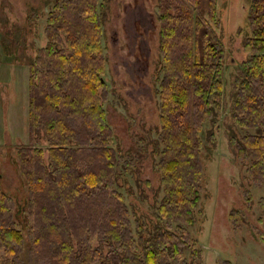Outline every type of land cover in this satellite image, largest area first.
Segmentation results:
<instances>
[{
	"label": "trees",
	"instance_id": "trees-1",
	"mask_svg": "<svg viewBox=\"0 0 264 264\" xmlns=\"http://www.w3.org/2000/svg\"><path fill=\"white\" fill-rule=\"evenodd\" d=\"M227 3L156 2L159 131L153 148L161 196L143 237L142 225H131L118 184L130 163L111 145L102 106L104 2L51 0L43 28L47 42L29 63L28 85V138L36 143L42 133L46 149L34 144L16 151L29 193L22 222L27 264H42L39 257L43 264H190L186 256L196 258L189 228L200 195L202 128L220 109L223 43L216 30L219 9ZM247 5L249 34L242 41L230 107L232 124L242 132L229 144L251 186L261 189L264 0ZM259 205L264 218V201ZM13 214L11 199L0 190V264H24L19 258L24 241Z\"/></svg>",
	"mask_w": 264,
	"mask_h": 264
},
{
	"label": "rangeland",
	"instance_id": "rangeland-1",
	"mask_svg": "<svg viewBox=\"0 0 264 264\" xmlns=\"http://www.w3.org/2000/svg\"><path fill=\"white\" fill-rule=\"evenodd\" d=\"M227 1L223 11L219 9L221 26L216 30L223 43L222 97L217 116L201 132L200 195L195 222L189 228L197 256L193 261L186 256L190 264H264V218L259 205L264 201V185L261 189L251 186L246 166L236 160L229 144L231 136L239 138L242 132L232 124L230 107L232 80L243 58L242 41L249 34L248 0ZM102 2L101 47L107 92L102 106L113 138L111 145L130 163L118 180L129 220L132 227L134 221L142 225L146 237L154 224V204L161 196L153 148L159 131L154 94L157 0ZM50 7L51 0H0V190L12 202V219L24 241L19 257L24 264L29 244L22 222L29 193L16 151L34 144L46 149L42 133L35 136L36 143L28 138V85L29 63L47 42L43 28ZM18 208L23 211L17 217Z\"/></svg>",
	"mask_w": 264,
	"mask_h": 264
}]
</instances>
